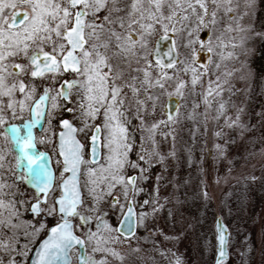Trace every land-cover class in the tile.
Wrapping results in <instances>:
<instances>
[{
	"label": "snow or ice",
	"instance_id": "obj_1",
	"mask_svg": "<svg viewBox=\"0 0 264 264\" xmlns=\"http://www.w3.org/2000/svg\"><path fill=\"white\" fill-rule=\"evenodd\" d=\"M257 6L0 0V264H200L166 247L190 232L210 264H252L223 200L205 229L209 189L264 181V106L248 109ZM253 160L260 177L234 175ZM189 187L203 208L191 219ZM259 240L264 253V226Z\"/></svg>",
	"mask_w": 264,
	"mask_h": 264
},
{
	"label": "rangeland",
	"instance_id": "obj_2",
	"mask_svg": "<svg viewBox=\"0 0 264 264\" xmlns=\"http://www.w3.org/2000/svg\"><path fill=\"white\" fill-rule=\"evenodd\" d=\"M256 22L257 27L264 26V0H258L257 13H256ZM202 38L205 37L204 33H201ZM261 42L256 41L251 47H254L255 51L250 55V64L252 69L254 70L255 80L252 84V90L250 93V101H248V109L251 113L254 102L259 100L261 97L264 98V81H262V77H264V68H261L259 72H257L253 66L252 62L255 59L256 52L258 46ZM237 87H244L243 84L237 83ZM255 95L252 98V95ZM168 99L167 96L162 98V103H166ZM238 102L244 101V96L237 97ZM264 106V103L260 106V108ZM259 108V110H260ZM257 110V111H259ZM253 123H256L255 121ZM187 127H191V124L188 123ZM262 130L260 127H257L255 136L259 138L262 134ZM185 140H188V133L185 131L182 133ZM212 147V141L209 140L208 147L203 149V166L207 169H211L214 163L213 156L214 151L210 152L208 149ZM41 150H43L41 148ZM237 149H233V153ZM241 153H243V149H240ZM201 156V151L198 150L195 153V159L199 161ZM253 163L256 164V168H248L242 169L240 167L237 168V172L234 175H238L241 171L246 172H254V174L258 177L262 175L260 170L259 163L257 160H253ZM222 170H223V166ZM180 175L181 177L188 176L191 174L193 178V185H195V177L197 175V168L194 166L189 169L186 162L181 161L179 165ZM188 203L186 205L188 219H191L192 215H199L203 211L202 206L199 201H194L192 198L193 187L188 188ZM210 195L212 196V203L208 207V225L211 226V222L213 219V213L218 212L220 210L219 205L221 200L225 202L226 205H229L233 208V217L231 218V222L233 228L239 227L242 232L249 234L252 237L253 243V252L251 253L252 264H264V253L261 251V244L259 240V234L261 232L262 226H264V181L257 180L255 183H248L247 187H245L244 183H237L236 180H230L227 184L221 182L219 186H215L209 189ZM241 202H243V206L241 207ZM194 223V221H193ZM165 231H169L168 228H165ZM196 236L194 233H189L186 239H183L179 243L167 244L166 247H172L174 250L178 249L182 253H186V256L190 261L198 260L200 264H210L211 257H201L199 252L194 247V241ZM157 260L164 264L159 256H157Z\"/></svg>",
	"mask_w": 264,
	"mask_h": 264
},
{
	"label": "trees",
	"instance_id": "obj_3",
	"mask_svg": "<svg viewBox=\"0 0 264 264\" xmlns=\"http://www.w3.org/2000/svg\"><path fill=\"white\" fill-rule=\"evenodd\" d=\"M252 66L253 68L259 72L261 68H264V44L260 43L256 52V56L254 61L252 62ZM262 70V69H261ZM255 95H252V98ZM264 103V98L261 97L259 100H257L256 102H254V105L252 107L251 112H255L257 110H259L260 106ZM255 119H253L252 122H254ZM256 122V121H255Z\"/></svg>",
	"mask_w": 264,
	"mask_h": 264
},
{
	"label": "water",
	"instance_id": "obj_4",
	"mask_svg": "<svg viewBox=\"0 0 264 264\" xmlns=\"http://www.w3.org/2000/svg\"><path fill=\"white\" fill-rule=\"evenodd\" d=\"M168 46L169 45H168L167 42H164V43L161 44V54H163L164 52L167 51ZM200 62L201 63H206L207 62V58H206V54L205 53H200ZM167 101H168V99L166 100V103L165 104H167ZM175 103H176V98L173 97L172 98L171 110H174Z\"/></svg>",
	"mask_w": 264,
	"mask_h": 264
}]
</instances>
